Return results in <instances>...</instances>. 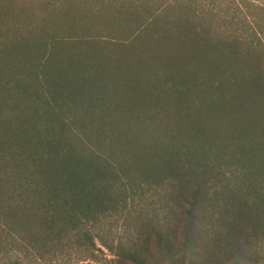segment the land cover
<instances>
[{
    "label": "trees",
    "instance_id": "obj_1",
    "mask_svg": "<svg viewBox=\"0 0 264 264\" xmlns=\"http://www.w3.org/2000/svg\"><path fill=\"white\" fill-rule=\"evenodd\" d=\"M70 3L0 0V264L95 260L98 244L122 264H189L217 188L245 260L264 239V0ZM72 7L129 16L134 42L105 53L45 30ZM147 60L150 97L127 89ZM168 189L186 250L147 218Z\"/></svg>",
    "mask_w": 264,
    "mask_h": 264
},
{
    "label": "rangeland",
    "instance_id": "obj_2",
    "mask_svg": "<svg viewBox=\"0 0 264 264\" xmlns=\"http://www.w3.org/2000/svg\"><path fill=\"white\" fill-rule=\"evenodd\" d=\"M63 1L70 6L72 4L70 0ZM22 2H26V0H22ZM58 14L60 13H57V17H53L54 23L50 27L48 25L45 26V30L56 33L59 37H71L72 35V37L82 36L88 39H96V48L103 50L105 53L111 52L112 48L109 49V47H113V44L130 46L134 42L130 38V33L133 32L135 34V24L129 21V16L127 15H118L116 12H104L102 15L94 14L93 16L90 13H87L89 15H83V13L78 12V8L76 7H72V13L67 17V21L65 20L66 18ZM133 37L135 38V35ZM130 66L131 78H136V80L129 81L130 86L127 89L129 88L130 93L142 91L150 97L154 83V80L150 76L152 75L154 65L151 61L147 60L143 64H140L138 68L133 65ZM55 76L59 80L65 79L62 81L65 85L69 84V81L66 79L73 77V75L68 76L60 71H56ZM141 77L144 78L142 83L139 82L141 81ZM147 101L150 100L148 99ZM219 190L217 188L213 189V192H210L211 196H214V191H218V202L214 199L212 203L204 204L202 207L200 237L198 240L192 242V246H195H193L194 249L192 248L190 252L192 256L189 264H232L237 260L236 257L229 256V253L237 243L235 242L236 240L231 241V238L234 235V224L240 217L236 216L237 218L235 219V216H232L233 212L234 214L236 213L235 208L225 202L226 194H223V192L219 193ZM173 196L172 190L169 189L159 193L156 197L154 196L153 203L147 209V218L151 219L150 223L153 220L156 228L169 237L170 248L176 251L180 247L183 249L184 244L187 242L182 233V229L186 223L187 206L181 205ZM211 196L209 197L211 198ZM149 246L146 253L150 260L149 262L162 263L164 254L161 253L160 248L154 241L150 242ZM98 247L102 248V251L97 252L98 257L95 260L72 259L71 262H68V259H60L59 263L36 262L33 264H122L105 247L100 246V244H98ZM245 252L248 256L238 264H264V239L254 241L249 249L246 245Z\"/></svg>",
    "mask_w": 264,
    "mask_h": 264
}]
</instances>
